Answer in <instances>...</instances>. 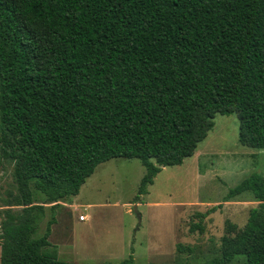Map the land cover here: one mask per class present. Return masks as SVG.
<instances>
[{
	"label": "trees",
	"instance_id": "16d2710c",
	"mask_svg": "<svg viewBox=\"0 0 264 264\" xmlns=\"http://www.w3.org/2000/svg\"><path fill=\"white\" fill-rule=\"evenodd\" d=\"M232 114L239 144L264 150V0H0V173L11 163L17 190L0 217V264H72L46 251L54 218L33 237L45 205L70 202L114 158L145 169L138 203ZM244 193L256 206L241 228L225 222L208 264H264V175L224 202Z\"/></svg>",
	"mask_w": 264,
	"mask_h": 264
},
{
	"label": "rangeland",
	"instance_id": "374dc122",
	"mask_svg": "<svg viewBox=\"0 0 264 264\" xmlns=\"http://www.w3.org/2000/svg\"><path fill=\"white\" fill-rule=\"evenodd\" d=\"M213 123L193 156L180 166L163 168L138 204L134 202L145 169L137 159L114 158L97 166L70 202L61 201L53 209V204L45 205L33 237H41L54 218L46 251L72 264H121L130 256L132 264H208L218 258L225 222L241 228L256 206L250 193L228 202L225 197L249 175H264V150L239 144L236 114L216 115ZM1 162L0 217L4 202L17 194L13 165ZM32 191L35 204L46 202ZM212 208L200 221L196 214ZM87 214L89 220L78 221V215ZM199 222L203 233L190 232ZM230 264H244V258L237 256Z\"/></svg>",
	"mask_w": 264,
	"mask_h": 264
},
{
	"label": "water",
	"instance_id": "95a60500",
	"mask_svg": "<svg viewBox=\"0 0 264 264\" xmlns=\"http://www.w3.org/2000/svg\"><path fill=\"white\" fill-rule=\"evenodd\" d=\"M134 213L136 214V216L138 218V221L140 222L141 217H140V214L137 212V207L136 206H134Z\"/></svg>",
	"mask_w": 264,
	"mask_h": 264
},
{
	"label": "built area",
	"instance_id": "2783aa9c",
	"mask_svg": "<svg viewBox=\"0 0 264 264\" xmlns=\"http://www.w3.org/2000/svg\"><path fill=\"white\" fill-rule=\"evenodd\" d=\"M85 216L84 215H79L78 216V221H81V222H83V221H85Z\"/></svg>",
	"mask_w": 264,
	"mask_h": 264
},
{
	"label": "crops",
	"instance_id": "0c3cea01",
	"mask_svg": "<svg viewBox=\"0 0 264 264\" xmlns=\"http://www.w3.org/2000/svg\"><path fill=\"white\" fill-rule=\"evenodd\" d=\"M91 176H92V175H91ZM91 176H90V177H91ZM255 203H256V202H255ZM135 204H138V203H135ZM78 216H79V215H78ZM89 218H90V216L87 214L85 219L89 220ZM87 220H86V221H87ZM79 222H80V221H79ZM83 222H85V221H83Z\"/></svg>",
	"mask_w": 264,
	"mask_h": 264
}]
</instances>
